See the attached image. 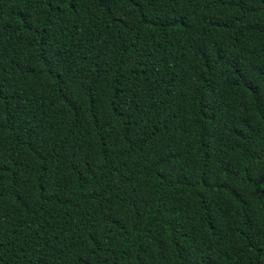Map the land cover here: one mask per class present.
Here are the masks:
<instances>
[{
    "label": "trees",
    "instance_id": "trees-1",
    "mask_svg": "<svg viewBox=\"0 0 264 264\" xmlns=\"http://www.w3.org/2000/svg\"><path fill=\"white\" fill-rule=\"evenodd\" d=\"M0 264H264V0H0Z\"/></svg>",
    "mask_w": 264,
    "mask_h": 264
}]
</instances>
